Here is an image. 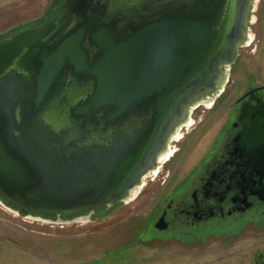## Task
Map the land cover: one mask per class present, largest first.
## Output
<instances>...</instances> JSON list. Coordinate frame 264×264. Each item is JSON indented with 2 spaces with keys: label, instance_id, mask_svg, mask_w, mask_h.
I'll return each mask as SVG.
<instances>
[{
  "label": "water",
  "instance_id": "1",
  "mask_svg": "<svg viewBox=\"0 0 264 264\" xmlns=\"http://www.w3.org/2000/svg\"><path fill=\"white\" fill-rule=\"evenodd\" d=\"M259 4L64 0L2 37L0 196L51 224L132 202L223 91Z\"/></svg>",
  "mask_w": 264,
  "mask_h": 264
},
{
  "label": "rangeland",
  "instance_id": "2",
  "mask_svg": "<svg viewBox=\"0 0 264 264\" xmlns=\"http://www.w3.org/2000/svg\"><path fill=\"white\" fill-rule=\"evenodd\" d=\"M57 1L0 0V38L41 21L59 6ZM254 16L250 44L241 50L232 75L233 99L250 85L264 84V3ZM192 138L189 152H178L170 163L162 164L158 174L146 180L137 200L106 217L51 224L13 207L8 210L0 200V264H261L264 216L197 232L183 230L177 236L152 229L159 210L177 192L184 167L200 154V145L193 147ZM177 144L172 143L173 153L180 149Z\"/></svg>",
  "mask_w": 264,
  "mask_h": 264
},
{
  "label": "flooded vegetation",
  "instance_id": "3",
  "mask_svg": "<svg viewBox=\"0 0 264 264\" xmlns=\"http://www.w3.org/2000/svg\"><path fill=\"white\" fill-rule=\"evenodd\" d=\"M241 55L240 51L237 61L230 67L229 79L220 95L210 104L193 110L190 123L182 129L177 141L180 149L172 152L166 161L170 163L178 152H189L192 137L193 147L200 145L196 161L184 167L186 174L177 192L152 221L155 232L177 236L183 230L197 232L203 227L264 216V84L248 86L235 99L230 96L232 75ZM0 200L27 216L33 214L56 220L17 208L1 196ZM124 204L127 203L102 207L90 218L106 217ZM86 216L90 214L63 217V220ZM162 218L161 225L165 229L160 230L157 225Z\"/></svg>",
  "mask_w": 264,
  "mask_h": 264
},
{
  "label": "trees",
  "instance_id": "4",
  "mask_svg": "<svg viewBox=\"0 0 264 264\" xmlns=\"http://www.w3.org/2000/svg\"><path fill=\"white\" fill-rule=\"evenodd\" d=\"M63 2H64V0H58V1H57V4L60 5V4H62ZM51 12H52V11H51ZM51 12H50V13H51ZM0 39H1V38H0ZM261 264H264V257H263V260H262V263H261Z\"/></svg>",
  "mask_w": 264,
  "mask_h": 264
},
{
  "label": "crops",
  "instance_id": "5",
  "mask_svg": "<svg viewBox=\"0 0 264 264\" xmlns=\"http://www.w3.org/2000/svg\"><path fill=\"white\" fill-rule=\"evenodd\" d=\"M264 0H260V7H262Z\"/></svg>",
  "mask_w": 264,
  "mask_h": 264
}]
</instances>
